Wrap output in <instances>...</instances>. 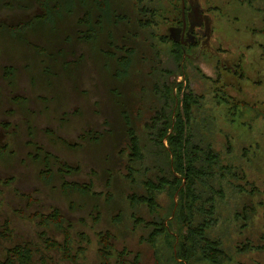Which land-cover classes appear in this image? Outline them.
Returning a JSON list of instances; mask_svg holds the SVG:
<instances>
[{"label":"rangeland","instance_id":"obj_1","mask_svg":"<svg viewBox=\"0 0 264 264\" xmlns=\"http://www.w3.org/2000/svg\"><path fill=\"white\" fill-rule=\"evenodd\" d=\"M177 1H144L148 7L158 4L163 8L158 16L163 21L151 26L148 32L153 30V34L147 41L158 49L160 59L159 64L155 62L153 53L144 47L135 54V72L143 75L134 74L132 79L139 105L126 112L140 113V120L134 119L133 124L142 132L144 124L149 123L148 104L160 102L151 98L148 90L153 86L147 85L156 74L153 80L163 82L167 76L170 82L182 81L184 90L202 95L191 108L190 125L196 140H202V136L220 154L215 175V188L221 189L215 198L220 218L215 233L228 257L221 264H264V0H251L253 5L246 0H192L194 8L205 11L211 23L204 36L207 41L186 46L182 75V67L174 71L177 62L171 51L176 44L167 38ZM6 2L0 0V22L9 25L42 12L34 0L16 1L22 7L7 6ZM68 2L70 8L64 7L68 17L78 11L82 14L81 7L74 9L77 0ZM131 3L134 8V1ZM95 11H102L104 20V10ZM119 14L113 13L120 20ZM91 17L99 34L102 25L98 27L95 15ZM103 23L102 34L111 33L106 28L107 20ZM131 26L134 30V23ZM72 27L57 35L58 31L43 33L49 29L41 25L28 26L22 36L29 45L0 27V231L7 223L10 233L7 238L0 237V256L5 257L7 248L15 244L30 243L36 248V261L42 252L56 264H69L62 258L61 249L46 248L38 236L44 230L51 241L62 243L67 230L78 263L101 264L99 234L110 231L114 248L125 250L122 257L126 261L134 264L137 258V264H154L153 248L146 238L158 214L169 211L171 195L166 190L155 192L157 206L153 213L144 204L131 201L133 196L136 199L146 194L148 179L157 186L161 170L153 163L156 154L145 155L139 165L129 160L125 120H116L113 95L117 88L114 93L113 80L103 69L105 52L100 53L101 58L92 57L94 43L85 39L89 38L87 25L84 22ZM67 32L73 40L71 44L66 41ZM55 37L58 42L53 46ZM131 41L124 49L133 47L137 51L132 46L135 41ZM80 54L84 58L78 71L73 76L65 75L66 66L73 68L72 62ZM116 54L122 56L124 52ZM56 55L59 62L52 59ZM75 75L79 76L77 80ZM118 88L125 90L120 85ZM56 135L65 142L57 140ZM42 151H48L58 161L50 158L46 166ZM47 167V173L54 176L49 181L43 176ZM70 183L85 187L65 193L64 187ZM84 190L89 191L82 193ZM177 199L175 194L173 203L177 204ZM55 208L65 219L62 225H39L40 219L34 214L48 215ZM189 224L188 219L180 222L174 212L165 219L166 230L154 248L164 247L167 254L158 264H182L181 256L170 258L167 246L169 241L176 245V237L186 239ZM165 239H169L165 241L167 245ZM117 257L113 251L111 264H116ZM189 264L210 263L197 253Z\"/></svg>","mask_w":264,"mask_h":264},{"label":"trees","instance_id":"obj_2","mask_svg":"<svg viewBox=\"0 0 264 264\" xmlns=\"http://www.w3.org/2000/svg\"><path fill=\"white\" fill-rule=\"evenodd\" d=\"M16 1L23 3L26 0H7L5 5L22 7V5L17 4ZM34 1L42 10L41 13L35 14L27 21L19 22L15 25L0 22V27L8 29L12 38L18 40L20 43L29 45V42L25 40L26 38L22 36L27 31L26 27L28 26L41 25L49 29L43 33L58 31L57 35H59L61 32L66 31L67 28H73L72 24L74 27H77L78 24L85 22L87 25L86 36H89V38L85 39L87 41L91 40L94 43L91 45V56L96 58V55H99L98 57L101 58L100 53L105 52L103 69H105L110 80H113L112 83L114 85L111 86L112 91L117 88L116 93L113 91L116 95H113V102L114 106H116V120H125L124 134L127 135L129 139L131 156L129 160L131 159L132 162H137L139 165L141 160L145 159V155H152V153L156 154L153 163L156 168L158 167L161 170V176L158 178L157 186L156 184L150 183L148 179L146 183L149 186L146 194L136 199L133 196L131 199L135 205L142 203L147 207V210L153 213L157 206L155 201L156 194L159 193V191L162 192L166 190L171 195L172 201L169 211L164 214L165 216L158 214L159 219L152 223L153 225L151 224L153 229L146 238L147 242L150 243L153 248L152 255L154 264H158V260L167 254L164 247L159 246L158 250H155L154 247L157 246V238L166 230V228H164L165 219L173 212L177 215L180 222L183 223V221L188 219L191 224H189L187 229L188 231L185 235L186 239L180 241L177 237H174L177 240L176 245L172 241H169L167 247L170 258L177 259L181 256L182 261H179H181L182 264H189L191 258L197 257V253H199L200 259L206 260L210 264H221V262L228 257L223 250L221 238L218 236V233H215L220 218L218 214L219 201L215 199L216 192L220 193L221 190L215 188V175L220 162V154L213 150L211 142L204 141L202 136V140H196L193 133L194 127L190 125L191 108L193 105L198 104L202 95H196L191 90H184L182 88V81L170 82L167 76L164 77L163 82L153 80L156 78V74L150 77L152 80L151 82L148 81L147 85L153 86L152 89L148 90L153 95H151V98L154 97L157 99L156 101L160 102L148 104L150 105L149 111L151 112L149 115V123L144 124L142 132H140L141 127L140 129H135L133 124L134 119L140 120V113L136 112L135 115H131V112H126L127 109H133L136 104L139 105L136 99L138 95L134 94L132 89L135 85V82L132 80L133 75H138L135 72L136 62H133L135 54L144 47L153 53L155 62L158 61L159 64L160 58L158 49H154L151 43L147 41L148 37H151L153 34V30L151 31L152 33L148 32L151 26L160 25L161 21H163L161 18L158 19L160 11H163V8L158 4L155 5V8L148 7V4L144 2L145 0H77V5H74V9L81 7L82 14L78 11L77 15L68 17V13L64 8H70L68 0ZM131 1L135 3L134 8H131ZM181 1L182 0H178L175 5L176 8L174 13L178 17L181 14ZM246 2L253 5L251 0H246ZM88 7H90V11L87 10ZM96 8L98 10H104L106 14L104 20H107L106 28L108 30L111 29V33L108 32L107 35L102 34L104 25L103 12L95 11L97 10ZM216 9H219V7H216ZM255 9H259V7ZM114 12H120V20L115 18L116 16L113 15ZM79 14H81L82 19L78 17ZM164 14L166 16V13ZM94 15L96 17L95 19L98 21L97 23L94 21V23L98 27L102 25L99 34L96 33V29L92 23L91 16ZM172 21L175 20L172 19ZM132 23L135 25L134 30L131 26ZM260 32H262V30H260ZM67 34L69 38L66 37V41L71 44L73 40L68 32ZM56 37L53 46L58 42ZM160 37L166 40L165 36L160 35ZM131 40L135 41L132 43V46L137 47V51H134L133 47L124 49L126 44L132 42ZM158 40L160 41L159 38ZM175 44L173 51H171L172 59L177 62H174V71H179L182 67V75L184 68L182 55L186 52V47L179 43ZM30 45L34 46L33 44ZM104 46H107V49H104ZM37 50L41 52L40 48H37ZM51 50L53 51L52 47ZM122 50L124 52L122 56L116 54ZM48 51L47 48L46 54H48ZM59 57L63 58L62 54ZM59 57L56 55L52 57V59L59 62ZM83 58L84 54H80L79 57L77 56L76 62H72L73 68L70 69L66 66L64 74L73 76V73L75 74L76 71H78V66ZM143 59H145L144 56ZM56 61L54 64H56ZM64 64L66 65L67 63L64 61ZM153 69L156 71L155 66ZM50 73L61 75L59 71L54 73L51 70ZM112 74L116 76L115 79ZM142 76V74L138 75V77ZM78 77V75L74 76L76 80ZM119 85L124 87L125 90L118 88ZM145 134L146 138H144ZM55 138L61 142H65L57 135ZM6 147L7 146H4L3 148L5 149ZM42 152H44L43 160H45L46 166L49 165L50 158L54 159L55 163L58 161V159L48 151ZM45 171L43 176H45L46 180L49 181L54 177L53 174L47 173L50 171L48 167ZM89 186L90 185H87L86 187ZM84 187L85 186L78 185L77 183H70L64 187L66 189L64 192L79 191ZM88 191L89 190H84L82 193H87ZM175 194L178 195L177 204L173 203ZM186 208H188V211ZM34 215L40 219L39 225L41 226H46V224L48 225L49 223L62 225V222L65 221L63 215L57 208L53 209L48 215L42 213H35ZM5 226L3 232L0 231V237L7 238L10 233L7 228V223H5ZM64 233L62 243L51 241L46 237L44 230H42L38 236L41 241L47 245L46 248L61 249L63 252L62 258L64 260H69V264H79L77 253L72 252L70 248V235L67 230H65ZM213 235L215 236L213 237ZM99 237L100 247L98 253L101 258V264H111L110 257L113 251L116 252L118 256L115 260L116 264H131V262L126 261L122 257V254L125 252L124 249L118 251L114 248L111 242L113 235L110 231H106L102 234L100 233ZM166 240L169 239H165L164 243ZM178 243L180 244L179 249L177 248ZM165 245H167V243H165ZM35 250L36 248L30 243H24L22 245L15 244L7 248L5 257L0 256V264H56L49 256L42 252L38 253L39 257L38 261H36L34 259ZM157 252L161 256L157 255ZM136 259L134 264H137Z\"/></svg>","mask_w":264,"mask_h":264},{"label":"flooded vegetation","instance_id":"obj_3","mask_svg":"<svg viewBox=\"0 0 264 264\" xmlns=\"http://www.w3.org/2000/svg\"><path fill=\"white\" fill-rule=\"evenodd\" d=\"M182 5L184 6L183 9ZM173 20H175L172 21L173 24L167 27V38L174 43H179L186 47L196 43L203 44L202 39L207 41L204 36L207 34V24H209L210 29L211 19L205 11L200 12L198 8H194L192 0L181 1V14L179 17L175 15Z\"/></svg>","mask_w":264,"mask_h":264},{"label":"water","instance_id":"obj_4","mask_svg":"<svg viewBox=\"0 0 264 264\" xmlns=\"http://www.w3.org/2000/svg\"><path fill=\"white\" fill-rule=\"evenodd\" d=\"M183 1V0H182ZM184 8V6L182 5V9ZM182 15H183V11H182ZM183 26H184V24H183Z\"/></svg>","mask_w":264,"mask_h":264}]
</instances>
